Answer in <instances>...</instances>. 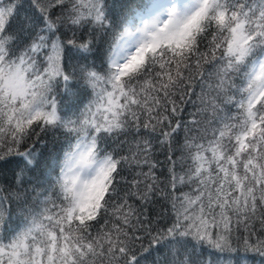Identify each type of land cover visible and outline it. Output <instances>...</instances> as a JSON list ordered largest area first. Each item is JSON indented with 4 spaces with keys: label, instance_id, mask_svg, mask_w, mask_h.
<instances>
[{
    "label": "snow or ice",
    "instance_id": "1",
    "mask_svg": "<svg viewBox=\"0 0 264 264\" xmlns=\"http://www.w3.org/2000/svg\"><path fill=\"white\" fill-rule=\"evenodd\" d=\"M256 257L264 0H0V264Z\"/></svg>",
    "mask_w": 264,
    "mask_h": 264
},
{
    "label": "trees",
    "instance_id": "2",
    "mask_svg": "<svg viewBox=\"0 0 264 264\" xmlns=\"http://www.w3.org/2000/svg\"><path fill=\"white\" fill-rule=\"evenodd\" d=\"M156 158L161 161L164 159L163 155H158ZM259 260L260 258L256 257L255 260L252 261V264H259Z\"/></svg>",
    "mask_w": 264,
    "mask_h": 264
}]
</instances>
